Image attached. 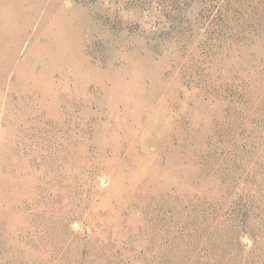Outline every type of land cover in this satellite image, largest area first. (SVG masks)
Here are the masks:
<instances>
[{
    "label": "rangeland",
    "instance_id": "1",
    "mask_svg": "<svg viewBox=\"0 0 264 264\" xmlns=\"http://www.w3.org/2000/svg\"><path fill=\"white\" fill-rule=\"evenodd\" d=\"M256 184L264 0H0V264H159Z\"/></svg>",
    "mask_w": 264,
    "mask_h": 264
},
{
    "label": "trees",
    "instance_id": "2",
    "mask_svg": "<svg viewBox=\"0 0 264 264\" xmlns=\"http://www.w3.org/2000/svg\"><path fill=\"white\" fill-rule=\"evenodd\" d=\"M239 117V124L247 129L248 116ZM234 184L232 187L237 186ZM239 190L238 187L233 191L235 199L231 200L229 213L195 214L194 233L191 230L188 242L181 232L178 235L171 232L186 250L179 249L174 257L165 255L159 264H264V184H256V190L252 191ZM220 205L223 207V203ZM229 220L243 224L231 227ZM235 244L242 247L234 252Z\"/></svg>",
    "mask_w": 264,
    "mask_h": 264
}]
</instances>
